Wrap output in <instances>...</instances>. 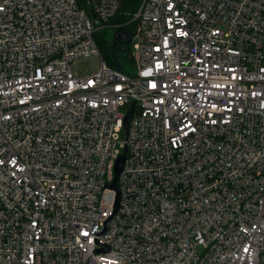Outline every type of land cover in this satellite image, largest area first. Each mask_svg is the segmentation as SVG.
Instances as JSON below:
<instances>
[{"label": "built area", "instance_id": "built-area-1", "mask_svg": "<svg viewBox=\"0 0 264 264\" xmlns=\"http://www.w3.org/2000/svg\"><path fill=\"white\" fill-rule=\"evenodd\" d=\"M123 3L0 0V264H264V0Z\"/></svg>", "mask_w": 264, "mask_h": 264}, {"label": "water", "instance_id": "water-1", "mask_svg": "<svg viewBox=\"0 0 264 264\" xmlns=\"http://www.w3.org/2000/svg\"><path fill=\"white\" fill-rule=\"evenodd\" d=\"M109 33L110 35L106 39L107 48L109 51L111 49H115V48L117 49L115 53L111 55L116 56L121 62V67L124 68V71H122L121 69H117V71L123 74L129 75V76H135L136 70L129 63V46L133 39L132 32L127 31V30H122V29H116V30L109 31ZM135 112H136L135 102H132L130 110L128 111L124 119V131H125L126 136L128 135L130 122ZM126 156H127V149L124 150V153L116 161L115 170H114L115 178H114L113 183L110 186H108L110 190L116 193L114 210H113V214L110 219L113 218V216L117 213L119 209L121 193H120V188L118 185V180H119L120 174L123 171L124 164L126 161Z\"/></svg>", "mask_w": 264, "mask_h": 264}, {"label": "trees", "instance_id": "trees-1", "mask_svg": "<svg viewBox=\"0 0 264 264\" xmlns=\"http://www.w3.org/2000/svg\"><path fill=\"white\" fill-rule=\"evenodd\" d=\"M143 0H124L123 6L121 8V12L119 16H117L113 22L115 23H125L127 21H130L132 15L139 9L141 3ZM87 0H78V3L80 7L85 8L86 7ZM127 30H132V26H126L124 27ZM110 35L109 32L106 33L105 37L101 40V50L104 53L105 60L109 64L110 67L113 69H121L124 71V68L121 67V62L116 56H112L111 54H114L116 49H111L110 51L107 48L106 39ZM130 65L133 67L131 60L129 59Z\"/></svg>", "mask_w": 264, "mask_h": 264}, {"label": "rangeland", "instance_id": "rangeland-1", "mask_svg": "<svg viewBox=\"0 0 264 264\" xmlns=\"http://www.w3.org/2000/svg\"><path fill=\"white\" fill-rule=\"evenodd\" d=\"M76 66L77 69L83 74L92 73L98 69V60L97 58L81 59L77 62ZM125 109L126 108H123L122 110L124 111ZM125 139H126L125 132L122 131L120 133V142H124Z\"/></svg>", "mask_w": 264, "mask_h": 264}, {"label": "flooded vegetation", "instance_id": "flooded-vegetation-1", "mask_svg": "<svg viewBox=\"0 0 264 264\" xmlns=\"http://www.w3.org/2000/svg\"><path fill=\"white\" fill-rule=\"evenodd\" d=\"M116 49V48H115ZM117 50V49H116Z\"/></svg>", "mask_w": 264, "mask_h": 264}]
</instances>
